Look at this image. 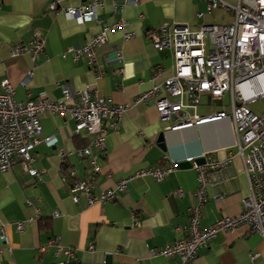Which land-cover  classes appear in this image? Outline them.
Segmentation results:
<instances>
[{"label":"crops","instance_id":"0c3cea01","mask_svg":"<svg viewBox=\"0 0 264 264\" xmlns=\"http://www.w3.org/2000/svg\"><path fill=\"white\" fill-rule=\"evenodd\" d=\"M97 1L102 3L96 9L99 23L79 24L60 12H50L49 0H0V82L7 80L14 86L15 101L43 95L60 102L67 85L73 92L88 87L112 104L128 105L114 128L109 126L110 119L103 122L105 145L98 152L100 171L95 174L89 161L77 154L89 144L90 136L76 133V124L67 115L40 117V138L54 137L52 146L39 142L31 152L41 180L27 175L18 163L0 173V234L6 237V244L0 240V264L63 261L50 243L53 240L71 249L78 264H181L177 256L151 252L186 238L187 211L193 204L197 178L191 167L178 164L202 153H217L219 160L229 153L233 177L208 190V199L200 208L201 229L222 217L238 216L250 193L228 119L173 131L168 129L171 122L161 121L154 108L163 90L149 102L136 103L140 94L173 73L171 52L156 50L151 44L159 26L179 24L197 29L204 24L225 25L232 21V14L222 9L209 11L206 0H135L125 6L118 0ZM223 1L234 5L237 0ZM89 2L66 0L64 6ZM104 25L114 29L95 49L93 65L83 56L73 60L75 50ZM125 34H129L126 39ZM38 35L43 38V52L37 61L27 53L11 55L14 43L27 44ZM115 51L121 55L119 62L112 61ZM29 71L32 78L24 87L20 83ZM202 98L197 115L219 111H202L207 108ZM163 131L166 152L156 144ZM166 162L174 163L175 169L161 182L135 176ZM131 176L114 202L89 205L82 196L76 203L71 200L69 186L74 179L91 178V191L97 196ZM217 194L221 198L215 200ZM17 223L23 224L21 230L16 229ZM194 264H264V242L259 234L240 225L217 233L197 251Z\"/></svg>","mask_w":264,"mask_h":264},{"label":"built area","instance_id":"2783aa9c","mask_svg":"<svg viewBox=\"0 0 264 264\" xmlns=\"http://www.w3.org/2000/svg\"><path fill=\"white\" fill-rule=\"evenodd\" d=\"M66 0H49L48 9L60 12L66 19L79 24L99 23L97 8L102 3L90 0L87 5L65 7ZM123 6L135 0H118ZM209 11L222 9L232 14L229 24H204L197 29L186 25H161L151 36V44L156 50H169L173 59V73L160 84L140 94L136 103H146L164 95L154 102V108L161 121H170L168 129L176 131L195 125L228 119L234 133L236 156L241 160L250 193L242 202L241 213L236 217H222L205 229L199 226L200 208L208 199V190L230 180L232 175V156L215 158L217 153H202L184 161L190 164L197 178V188L192 194L193 204L188 208V226L185 239L173 242L158 252L163 257L177 256L181 264H194L197 251L205 248L217 234L245 225L259 234L264 242V114L253 113L249 106L264 98V0H237L228 5L223 0H206ZM121 27L123 22L119 24ZM114 26V25H113ZM112 27V26H110ZM114 28L104 25L100 32L75 50L73 60L79 56L87 59L89 66L95 60V49L102 45ZM129 34L124 35V39ZM43 52V38L38 35L27 44L14 43L12 56L27 53L32 61H37ZM112 61H121L118 51ZM32 78L29 71L20 83L27 87ZM0 173L9 171L16 163L27 175L40 181V173L33 166L31 152L43 142L54 144V137H41L40 117L69 116L76 124V133L85 132L90 136L89 144L77 151L80 157L89 161L92 174L100 171L97 165L98 152L104 149L105 134L103 122L110 119V127H115L120 117L128 109L127 104H112L110 100L99 97L88 87L73 92L67 85L62 89L63 100L55 102L40 95L34 100L17 102L13 98L14 86L7 80L0 82ZM221 101L227 98L229 111L219 110L207 115H197L200 99ZM203 159L201 164L197 159ZM175 169V164L166 162L161 167L143 169L135 173L139 178L149 177L161 182ZM73 176V174H71ZM133 176L122 179L113 188L101 191L97 196L92 193L91 178L72 180L70 183L71 200L77 202L84 197L89 205H104L114 202L124 192ZM177 194H181L177 190ZM215 200L220 195L213 196ZM57 215V214H55ZM23 224L17 223L21 230ZM6 244V237L0 234ZM55 253L64 260L56 264H78L71 249L65 248L57 240L50 242ZM252 258V257H251Z\"/></svg>","mask_w":264,"mask_h":264},{"label":"rangeland","instance_id":"374dc122","mask_svg":"<svg viewBox=\"0 0 264 264\" xmlns=\"http://www.w3.org/2000/svg\"><path fill=\"white\" fill-rule=\"evenodd\" d=\"M201 103L202 105L207 107L206 109H203L202 111H206L207 109H212V110H223V111L228 112L230 108L227 98H223L221 101L202 98ZM249 108L255 114H261V113L264 114V98L256 100L254 103H252L249 106ZM198 113L200 114V111H198Z\"/></svg>","mask_w":264,"mask_h":264},{"label":"water","instance_id":"95a60500","mask_svg":"<svg viewBox=\"0 0 264 264\" xmlns=\"http://www.w3.org/2000/svg\"><path fill=\"white\" fill-rule=\"evenodd\" d=\"M165 134H166V132H160L159 133V135H158V137H157V139H156V144H157V146L162 150V151H164V152H166V139H165ZM196 162L198 163V164H201L202 162H203V159H197L196 160ZM178 166L179 167H181V168H190V164L189 163H187V162H180L179 164H178Z\"/></svg>","mask_w":264,"mask_h":264}]
</instances>
